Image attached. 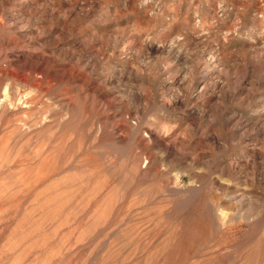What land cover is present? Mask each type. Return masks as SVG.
<instances>
[{
	"label": "rangeland",
	"instance_id": "rangeland-1",
	"mask_svg": "<svg viewBox=\"0 0 264 264\" xmlns=\"http://www.w3.org/2000/svg\"><path fill=\"white\" fill-rule=\"evenodd\" d=\"M0 264H264V0H0Z\"/></svg>",
	"mask_w": 264,
	"mask_h": 264
}]
</instances>
